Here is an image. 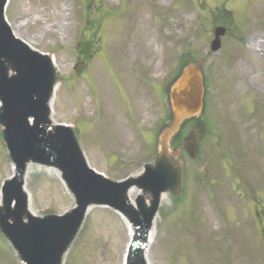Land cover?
<instances>
[{"label": "rangeland", "instance_id": "374dc122", "mask_svg": "<svg viewBox=\"0 0 264 264\" xmlns=\"http://www.w3.org/2000/svg\"><path fill=\"white\" fill-rule=\"evenodd\" d=\"M222 6L232 20L212 53ZM6 15L18 37L54 57L56 121L77 126L91 165L116 179L153 160L169 117L165 86L185 59H200L207 130L196 159L182 153L185 189L165 196L148 256L246 264L248 252L250 264H264V0H10ZM82 43L93 50L88 61ZM10 164L0 129V186ZM27 188L39 214L73 205L52 170L32 167ZM130 237L116 212L93 207L65 264H123ZM0 264H21L1 233Z\"/></svg>", "mask_w": 264, "mask_h": 264}, {"label": "water", "instance_id": "95a60500", "mask_svg": "<svg viewBox=\"0 0 264 264\" xmlns=\"http://www.w3.org/2000/svg\"><path fill=\"white\" fill-rule=\"evenodd\" d=\"M7 3L0 0V125L15 173L2 187L0 231L25 264H63L88 209L105 205L133 228L128 264H148L145 252L163 197L183 191L182 153L190 158L199 154L207 94L202 61L187 60L168 86L170 116L159 128L155 160L123 180H113L89 165L74 128L54 121L51 104L58 71L53 58L14 35L5 16ZM225 33L223 26L215 29L212 52L220 49ZM190 123L194 127L184 136ZM32 164L61 173L75 198L73 208L63 215L31 211L25 182ZM134 187L138 193L132 201Z\"/></svg>", "mask_w": 264, "mask_h": 264}, {"label": "trees", "instance_id": "16d2710c", "mask_svg": "<svg viewBox=\"0 0 264 264\" xmlns=\"http://www.w3.org/2000/svg\"><path fill=\"white\" fill-rule=\"evenodd\" d=\"M217 17L222 19L221 20L222 23L230 21V14L228 11L225 10V8H222L218 12V15L216 16V18ZM78 50L80 51L79 54H82L86 60L90 58L92 51H91L89 43H82L81 47H79Z\"/></svg>", "mask_w": 264, "mask_h": 264}, {"label": "bare ground", "instance_id": "6f19581e", "mask_svg": "<svg viewBox=\"0 0 264 264\" xmlns=\"http://www.w3.org/2000/svg\"><path fill=\"white\" fill-rule=\"evenodd\" d=\"M249 39H250V47L251 48H253V49H260L261 48V46H262L261 40H260V38L257 35H252V36H250ZM133 193H134V190H131L130 196L131 195L133 196ZM127 227H128L129 233L132 234L133 233V229L129 225V223H127ZM153 235H154V233H152L151 236H150V242L152 241ZM149 248H150V246H149ZM149 248H148V252H149ZM148 252H147L148 261H149L150 264H153L151 259H150V257L148 256Z\"/></svg>", "mask_w": 264, "mask_h": 264}, {"label": "flooded vegetation", "instance_id": "af4514ba", "mask_svg": "<svg viewBox=\"0 0 264 264\" xmlns=\"http://www.w3.org/2000/svg\"><path fill=\"white\" fill-rule=\"evenodd\" d=\"M244 262H246V264H250V258L247 257L245 260L243 259Z\"/></svg>", "mask_w": 264, "mask_h": 264}]
</instances>
